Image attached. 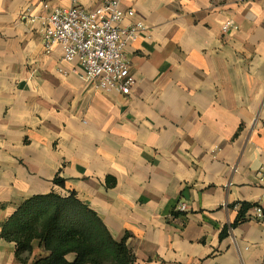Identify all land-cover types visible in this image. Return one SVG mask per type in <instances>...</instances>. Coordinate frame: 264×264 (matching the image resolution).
Instances as JSON below:
<instances>
[{
    "label": "crops",
    "instance_id": "crops-1",
    "mask_svg": "<svg viewBox=\"0 0 264 264\" xmlns=\"http://www.w3.org/2000/svg\"><path fill=\"white\" fill-rule=\"evenodd\" d=\"M119 1L135 12L123 27H145L127 95L47 51L46 16L73 0H0V264L45 254L35 240L21 262L3 227L51 192L127 235L135 264H264V0ZM243 203L256 206L232 227Z\"/></svg>",
    "mask_w": 264,
    "mask_h": 264
},
{
    "label": "trees",
    "instance_id": "trees-1",
    "mask_svg": "<svg viewBox=\"0 0 264 264\" xmlns=\"http://www.w3.org/2000/svg\"><path fill=\"white\" fill-rule=\"evenodd\" d=\"M56 182H60L56 179ZM256 205L243 203L232 227L246 221ZM229 226L222 236L228 235ZM3 236L17 244V258L28 263L35 240L45 254L31 264H135L126 235L116 240L99 215L72 192L34 195L26 199L3 227ZM74 254L70 260L69 255Z\"/></svg>",
    "mask_w": 264,
    "mask_h": 264
},
{
    "label": "built area",
    "instance_id": "built-area-1",
    "mask_svg": "<svg viewBox=\"0 0 264 264\" xmlns=\"http://www.w3.org/2000/svg\"><path fill=\"white\" fill-rule=\"evenodd\" d=\"M44 7L48 8L46 0ZM134 10L124 11L119 0H105L93 10L86 9L73 0L70 7L51 10L46 16L44 29L45 47L51 51L55 45L62 48L63 60L77 61L83 68V78L95 82L105 91L130 94L136 82L126 56V48L143 30L139 22L123 27L126 16H134ZM233 21L223 25L227 33ZM178 211H188V205L181 203ZM253 218L264 219V208H254Z\"/></svg>",
    "mask_w": 264,
    "mask_h": 264
}]
</instances>
